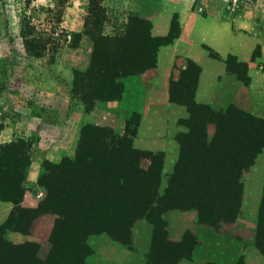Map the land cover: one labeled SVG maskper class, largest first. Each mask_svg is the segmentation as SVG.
<instances>
[{
  "label": "trees",
  "instance_id": "trees-1",
  "mask_svg": "<svg viewBox=\"0 0 264 264\" xmlns=\"http://www.w3.org/2000/svg\"><path fill=\"white\" fill-rule=\"evenodd\" d=\"M31 1L25 0L26 5ZM91 6V17L86 20V35L92 43L89 65L73 72L70 91L85 113L97 103L120 101L122 80L155 65L159 47L179 35L175 15L172 24L178 31L170 29L164 37H152L150 23L136 17L122 34L105 36L100 32L102 10L96 0ZM43 34L29 20L21 26L20 37L32 56L40 57L48 50L49 40ZM204 49L210 58L220 59L210 48ZM255 50L252 60L256 59ZM200 72L198 65L187 61L178 78L169 82L170 102L184 106L188 116L177 122L187 130L175 135L178 158L162 195L159 186L164 153L133 146L140 119L137 112L125 121L123 135L98 125L80 129L71 156L58 162L41 161L36 184L45 196L29 212L31 224L40 216H54L44 256L17 252L18 246L5 237L14 231L17 214L23 210L32 159L27 140L1 143L0 201L12 203L13 209L0 225V264H87L93 253L88 245L90 237L105 234L131 248V229L142 219L153 227L146 264H180L191 260L197 243L189 232L178 242L169 241L162 218L165 213L192 210L199 223L213 229L235 221L241 213L244 174L264 151V119L233 104L215 110L197 103ZM143 160L148 161L147 168L141 166ZM253 245L264 257V168ZM232 264L246 263L240 256Z\"/></svg>",
  "mask_w": 264,
  "mask_h": 264
},
{
  "label": "rangeland",
  "instance_id": "rangeland-1",
  "mask_svg": "<svg viewBox=\"0 0 264 264\" xmlns=\"http://www.w3.org/2000/svg\"><path fill=\"white\" fill-rule=\"evenodd\" d=\"M91 1L32 0L26 5L25 0H0V135L2 143L18 139L31 143L29 154L32 163L28 172L34 170L36 175L31 179L33 175L30 178L28 174L25 183L26 201L30 206L45 196L44 190L36 184L41 161L58 162L64 156H71L80 129H90L98 123L96 110L101 103H97L91 112L85 113L82 104L70 92L73 72L83 71L89 65L92 43L86 35V20L91 17ZM96 1L102 10V35L122 34L134 17L150 23L152 37H164L170 29L178 31L172 24L175 14L168 9L171 0ZM190 8L199 16L215 17L227 22L241 16L244 29L240 31L255 32L258 42L264 39V0H193ZM28 20L44 32L43 37L49 40L48 50L40 57L29 54L20 37L21 26ZM195 49L202 51L196 52ZM188 54L208 56L207 51L198 44L191 51L180 44L177 57L184 60L183 69L187 61L194 62ZM255 56L264 70L259 46L256 47ZM214 60L222 67L227 79L240 86L247 85L246 67L238 63L236 57L222 55L219 60ZM129 78L123 79L122 83ZM123 86L124 94V83ZM195 100L205 104L204 98L196 93ZM210 107L217 110V104ZM256 107L258 105L252 114L258 116ZM179 127L182 129L177 133L187 130L184 126ZM113 130L123 135V132ZM208 132L210 135L213 133L211 126ZM148 164L147 160H143L141 166L147 168ZM263 168L261 154L244 174L241 213L233 222H223L218 229H213L199 223L196 212L192 210H172L162 216L169 241H180L185 232L191 233L196 240L191 260H183L180 264H232L240 256L246 264H264V257L253 245L257 208L262 196ZM171 172L161 173L160 195ZM29 209L32 208L25 207L18 212L14 231L7 232L5 237L15 247L18 246L17 252L44 256L48 250L54 216H40L31 224L32 213ZM152 229L146 220L137 221L131 229V248L112 241L105 234L90 237L88 245L93 253L86 259L87 264H146Z\"/></svg>",
  "mask_w": 264,
  "mask_h": 264
},
{
  "label": "crops",
  "instance_id": "crops-1",
  "mask_svg": "<svg viewBox=\"0 0 264 264\" xmlns=\"http://www.w3.org/2000/svg\"><path fill=\"white\" fill-rule=\"evenodd\" d=\"M192 1H170L168 9L177 15L179 23L178 37L170 44L159 47L152 69L123 82L125 89L122 100L101 103L96 110L98 112L96 125L117 129L121 133L130 115L133 112L139 113V124L133 138L134 146L151 152L162 151L164 173L172 170L178 158L175 134L182 128L177 122L188 116L184 106L170 102L168 93L170 80H176L179 76L180 71L177 68L182 70L185 66L184 60L177 57L180 44L190 48V51L198 44L199 47L210 48L219 56H234L238 63L246 67L247 85L240 86L224 76L222 67L213 58L204 54L199 57L188 54L201 68L196 95L202 96L205 104L209 106L217 104V110L223 109L226 104V106L233 104L250 114L258 105L256 109L259 110V114L256 117L264 119V70L258 60L251 59L253 51L259 46L264 62V39L258 42L255 32H241L240 30L244 29L242 26L244 19L241 16L232 22L199 16L190 8ZM0 142H3L1 135ZM262 157L264 159V151ZM28 174L30 178L33 175L31 179L36 175L34 170ZM38 202L32 206L28 205L25 192L21 207L33 209ZM12 209V203L0 201V225Z\"/></svg>",
  "mask_w": 264,
  "mask_h": 264
}]
</instances>
